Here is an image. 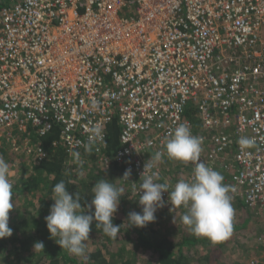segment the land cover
Listing matches in <instances>:
<instances>
[{"label": "built area", "instance_id": "obj_1", "mask_svg": "<svg viewBox=\"0 0 264 264\" xmlns=\"http://www.w3.org/2000/svg\"><path fill=\"white\" fill-rule=\"evenodd\" d=\"M115 122L114 160L158 183L156 162L144 171L149 152L163 153L174 129L188 126L202 140L196 163L218 171L234 196L264 215V0L2 5L0 143L9 129L42 136L57 127L51 144L70 162L84 164L91 146L107 162L102 150ZM97 126L103 140L93 139ZM242 137L254 145L242 149ZM34 150L47 157L40 144ZM258 240L259 257L246 264L264 263V232Z\"/></svg>", "mask_w": 264, "mask_h": 264}, {"label": "trees", "instance_id": "obj_2", "mask_svg": "<svg viewBox=\"0 0 264 264\" xmlns=\"http://www.w3.org/2000/svg\"><path fill=\"white\" fill-rule=\"evenodd\" d=\"M9 1L0 0V7ZM108 127L106 146L102 150L108 161H99V156L94 151L95 146H91V149L86 148L83 152L84 164L70 162L60 145L52 146V141L58 138L57 127L42 136L30 127L6 131L0 143V156L10 165L13 208L9 213L12 235L0 238V258L5 260L3 264H145L150 261L148 258L152 264H243L246 261L242 254L248 250L254 258L259 257L255 255L260 254L258 248L262 245L255 243L254 238L255 234L259 237L264 232L263 212L248 207L242 198L230 192V187L228 195L235 211L232 231H239L243 244H246L248 237L253 239L252 244L247 246L248 249L241 248L243 253L236 251L230 236L219 243H213L205 237L193 235L189 227L182 223L181 216L175 220L177 222L160 223L159 220L163 218L171 219V204L169 207L164 204L158 208L155 221L147 226L128 227V214L142 212L139 194L134 190L139 188L143 179L135 172H132L128 181L121 179L127 167L114 160L115 151L119 147L118 124L115 122ZM14 139L17 144L12 143ZM37 144L47 152V157L42 160L37 158L34 150ZM153 155L149 152L148 158ZM169 161L172 160L156 162L161 171L160 183L173 184L181 178L187 180L192 172L190 165H195L193 162L176 161V169L175 163ZM20 171H24V175H16ZM100 179H108L117 188L123 189L113 218L115 225H121L120 231L112 238L97 229L93 222L85 254L77 257L61 248L54 240L58 238H50L45 217L54 203L50 198L53 195L52 189L63 180L67 190L79 193L81 204L86 205L93 197L92 187ZM171 190L169 185L168 191ZM165 198L168 200V195ZM167 200L164 199L165 202ZM259 212L262 213V219L258 216ZM243 213L246 215L243 216ZM249 220L261 225L258 232L247 228ZM37 242H43L44 249H35ZM228 249H234L237 253H231L232 259L226 251Z\"/></svg>", "mask_w": 264, "mask_h": 264}, {"label": "clouds", "instance_id": "obj_3", "mask_svg": "<svg viewBox=\"0 0 264 264\" xmlns=\"http://www.w3.org/2000/svg\"><path fill=\"white\" fill-rule=\"evenodd\" d=\"M91 132L93 139L103 140L102 128L94 127ZM238 143L243 149L253 146L254 140L242 137ZM201 152L202 140L193 135L188 126L181 124L174 129L164 145V152L151 156L144 165V171L151 169L153 162H159L166 154L169 160L195 163L191 179L179 180L169 192L167 183L155 182L153 175H145L138 189L142 212L128 214V227L143 228L154 222L155 212L165 204L162 194L167 192V203L172 208L183 206L187 209L182 223L189 227L193 235L205 237L213 243H219L231 235L235 211L228 195L229 187L223 183L224 177L218 171L203 162L196 163ZM131 175L132 170L126 169L121 179L128 181ZM10 177V165L0 156V238L12 235L9 213L13 208V183ZM91 192L93 197L90 203L82 205L79 193H70L61 180L52 189L50 198L54 203L45 217L50 238H58L54 239L55 242L77 257L85 254L93 222L109 237H116L120 231L121 225H115L113 218L123 189L117 188L108 179H100ZM83 208L87 210L83 211ZM34 248L44 249L43 242L35 243Z\"/></svg>", "mask_w": 264, "mask_h": 264}, {"label": "rangeland", "instance_id": "obj_4", "mask_svg": "<svg viewBox=\"0 0 264 264\" xmlns=\"http://www.w3.org/2000/svg\"><path fill=\"white\" fill-rule=\"evenodd\" d=\"M12 143L13 144H17L15 142V139H14V141H12ZM169 162H173V161H169ZM23 173H24V171L23 172L20 171V173H17L16 175H19V176L20 175H24ZM175 213H176V215H175ZM175 213H174L175 216H173L171 218V222L175 221V220L172 221V219L179 218V216L182 217V214L180 212H178V210H176ZM177 213H179V214L177 215ZM242 215L244 216V215H246V213H243ZM258 216H260V219H262V213L261 212L258 213ZM159 221L161 223V222H166V221H169V220L168 219L166 220V219L163 218L162 220H159ZM253 222L254 221L249 220V223L247 224V228H251L253 231L258 232L259 229L261 228V225L258 224V223H255V222H254L255 223L254 224ZM263 223H264V219H263ZM230 238H231V241L233 243V247H235L236 251H239L240 253H243V249H248L247 246H250L252 244V242H253V239L251 237H248V239L245 240L246 244H243L242 243V239L243 238H241V234L239 233V231H236V230L232 231V233L230 235ZM241 248H243V249H241ZM226 251H227L229 257H231V259H232L231 253H234L235 250L234 249H232V250H229L228 249ZM236 254L237 253L235 252L234 255H236ZM248 256L249 255L246 254L243 258L246 259V258H248ZM140 258H142V257H140ZM147 260H150V261L149 262L148 261L145 262V264H152L151 259L148 258ZM139 261L141 262V260H139ZM4 262H5V260H3L2 258H0V264H3Z\"/></svg>", "mask_w": 264, "mask_h": 264}, {"label": "crops", "instance_id": "obj_5", "mask_svg": "<svg viewBox=\"0 0 264 264\" xmlns=\"http://www.w3.org/2000/svg\"><path fill=\"white\" fill-rule=\"evenodd\" d=\"M174 163H175V165H174V167H176V161H174V160H172ZM176 169H177V167H176ZM183 172V171H182ZM179 180H182V178L181 179H179ZM169 207V206H168ZM170 208H172V207H170ZM176 210H178V212H180L181 214H182V216L185 214V212L187 211V209L185 208V207H183V206H180V207H176V208H172L171 209V212H169L170 214V217L172 218L173 216H175L176 215ZM174 213H175V215H174ZM179 213H177V215H178ZM179 218H175V219H172V221L173 220H178ZM170 222H171V219L169 220ZM175 221H173V223H174ZM177 222V221H176ZM180 224V223H179ZM255 236H256V238H254V242L256 243V242H258L259 243V240H258V236L255 234ZM256 248H258V247H256ZM259 250H260V248H258ZM249 255L248 256V258H246L245 259V261L246 262H244L243 264H246L254 255H252V254H250V252H249V250L247 251V252H245V254L243 253L242 255L243 256H245V255ZM255 256H259V255H255ZM254 258V257H253Z\"/></svg>", "mask_w": 264, "mask_h": 264}]
</instances>
